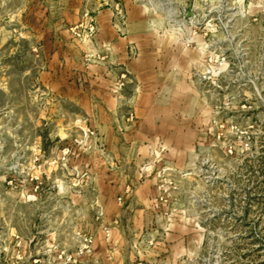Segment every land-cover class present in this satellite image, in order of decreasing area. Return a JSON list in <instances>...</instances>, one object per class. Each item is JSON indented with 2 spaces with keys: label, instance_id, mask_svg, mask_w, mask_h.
I'll list each match as a JSON object with an SVG mask.
<instances>
[{
  "label": "rangeland",
  "instance_id": "374dc122",
  "mask_svg": "<svg viewBox=\"0 0 264 264\" xmlns=\"http://www.w3.org/2000/svg\"><path fill=\"white\" fill-rule=\"evenodd\" d=\"M143 3L192 57L204 109L192 159L161 178L155 218L128 224L123 264H264V0ZM22 5L0 0V264H104L98 192L80 169L96 131L39 85Z\"/></svg>",
  "mask_w": 264,
  "mask_h": 264
},
{
  "label": "crops",
  "instance_id": "0c3cea01",
  "mask_svg": "<svg viewBox=\"0 0 264 264\" xmlns=\"http://www.w3.org/2000/svg\"><path fill=\"white\" fill-rule=\"evenodd\" d=\"M151 11L143 0H23L14 11L40 61L39 85L96 131L80 169L98 192L93 256L104 264H123L128 224L138 231L155 218L161 178L192 159L204 109L192 57L159 36ZM89 19L94 36L75 35Z\"/></svg>",
  "mask_w": 264,
  "mask_h": 264
},
{
  "label": "built area",
  "instance_id": "2783aa9c",
  "mask_svg": "<svg viewBox=\"0 0 264 264\" xmlns=\"http://www.w3.org/2000/svg\"><path fill=\"white\" fill-rule=\"evenodd\" d=\"M75 35L82 38H92L96 32V26L90 19L83 23H80L78 26L72 30Z\"/></svg>",
  "mask_w": 264,
  "mask_h": 264
}]
</instances>
